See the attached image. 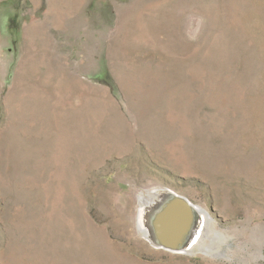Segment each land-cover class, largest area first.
<instances>
[{
  "label": "rangeland",
  "instance_id": "374dc122",
  "mask_svg": "<svg viewBox=\"0 0 264 264\" xmlns=\"http://www.w3.org/2000/svg\"><path fill=\"white\" fill-rule=\"evenodd\" d=\"M152 190L204 211L192 251L139 230ZM247 219L264 0H0V264H204L202 228Z\"/></svg>",
  "mask_w": 264,
  "mask_h": 264
},
{
  "label": "bare ground",
  "instance_id": "6f19581e",
  "mask_svg": "<svg viewBox=\"0 0 264 264\" xmlns=\"http://www.w3.org/2000/svg\"><path fill=\"white\" fill-rule=\"evenodd\" d=\"M140 202L143 208L138 227L145 237L167 248L192 251L188 243L197 236L194 235V220L204 214V211L173 192L148 191L140 196ZM204 228L205 226L202 230Z\"/></svg>",
  "mask_w": 264,
  "mask_h": 264
},
{
  "label": "clouds",
  "instance_id": "9594fccd",
  "mask_svg": "<svg viewBox=\"0 0 264 264\" xmlns=\"http://www.w3.org/2000/svg\"><path fill=\"white\" fill-rule=\"evenodd\" d=\"M261 248H264V227L250 219L230 228L206 225L197 245L204 264H258Z\"/></svg>",
  "mask_w": 264,
  "mask_h": 264
}]
</instances>
